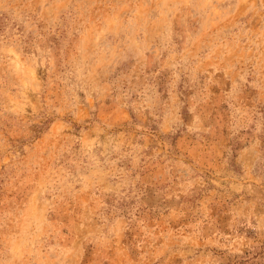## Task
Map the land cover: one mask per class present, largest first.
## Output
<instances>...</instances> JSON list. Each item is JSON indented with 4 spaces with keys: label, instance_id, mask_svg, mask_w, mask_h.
<instances>
[{
    "label": "rangeland",
    "instance_id": "1",
    "mask_svg": "<svg viewBox=\"0 0 264 264\" xmlns=\"http://www.w3.org/2000/svg\"><path fill=\"white\" fill-rule=\"evenodd\" d=\"M0 264H264V0H0Z\"/></svg>",
    "mask_w": 264,
    "mask_h": 264
}]
</instances>
